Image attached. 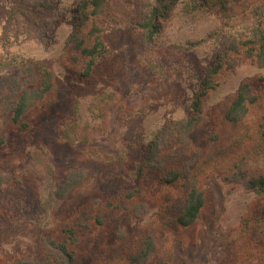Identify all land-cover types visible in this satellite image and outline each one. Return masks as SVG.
<instances>
[{"label": "rangeland", "instance_id": "374dc122", "mask_svg": "<svg viewBox=\"0 0 264 264\" xmlns=\"http://www.w3.org/2000/svg\"><path fill=\"white\" fill-rule=\"evenodd\" d=\"M79 1L56 0L58 19L40 39L38 33L14 37L7 23L13 2L0 0V79L26 82L23 67L43 63L52 71L56 90L49 114L37 120L31 109L22 117L21 123L30 126L26 133L17 130L0 102V177L10 179L0 185V264H55L41 247L43 238H59L62 228L74 225L79 209L108 199L119 208L104 213L102 226L91 221L88 229L74 228L80 236L75 264H130L147 236L155 250L140 264H248L264 251L259 245L264 242V198L246 185L264 174V142L256 132L264 102L249 107L239 125L224 121L223 112L244 83L262 96L256 81L264 78V68L232 57L234 68L221 70L216 88L203 101L201 123L189 135L200 156L181 155L178 162L193 171L200 158L199 164L209 160L208 150L210 158L218 153L220 158L205 174L206 206L191 226L172 223L181 214L184 190L161 185L153 172L145 186L138 168L153 136L183 120L191 108L201 75L222 50L221 33L264 26V0H242L228 14L196 0H179L149 44L133 25L143 16L144 0H106L98 17L106 53L86 77L64 66ZM12 93L3 87L0 98ZM77 169L84 171L83 181L58 199L55 192L65 174ZM137 187L146 189L143 195L124 200ZM258 221L263 222L260 229ZM245 224L252 229L249 235ZM120 232L124 241L118 239Z\"/></svg>", "mask_w": 264, "mask_h": 264}, {"label": "trees", "instance_id": "16d2710c", "mask_svg": "<svg viewBox=\"0 0 264 264\" xmlns=\"http://www.w3.org/2000/svg\"><path fill=\"white\" fill-rule=\"evenodd\" d=\"M179 0H144L143 16L141 20L135 22L134 29L141 32L143 41L151 43L159 35L163 28V22L169 20L173 10ZM201 6L207 9L228 14L233 12L235 5H240L242 0H196ZM13 6L7 14L9 30L13 36L18 38L24 34L29 38L38 33L40 39L49 30L53 29L54 20L58 19V8L56 0H12ZM106 0H80L72 11V33L67 39L66 47L70 53L71 64L68 61L64 66L70 67L72 71H80L82 76L90 74L95 65L103 58L106 53V47L103 39L104 30L99 23L98 17L103 12ZM229 20V18H228ZM228 27V26H227ZM225 40L222 50L215 55L213 61L206 69L199 83L198 90L191 102V108L186 113L183 120L178 123H169L163 131L157 132L147 149L144 152L143 159L138 168V179L141 184L148 186V175L153 172L160 176L157 177L161 185L168 188L179 186L183 191V204L181 214L172 222L181 227L191 226L200 213L205 209L206 198L203 190V179L208 173L212 162H217L220 156L216 154L208 157L203 163L199 164L193 171H187L186 167L181 168L179 159L181 155H191L193 152L200 156L198 149H195L189 135L200 125L203 112V101L207 94L217 86V76L223 69H233L235 58L242 57L259 68H264V26L251 25L250 28H244L233 33H221ZM73 55V56H71ZM232 57H235L232 59ZM25 73L28 76L26 82L20 81L16 77H3L0 79V92L4 88L13 91L8 96H2L0 102L7 107L11 113V120L17 127V130L26 133L30 131V126L21 123L24 117L31 109H36V118L46 116L53 109L56 103V90L52 71L43 63L26 64ZM260 83L261 94H256L252 85L244 83L240 86L234 97L224 109L223 120L232 125L243 124L249 113V107L256 105L262 99L264 102V78L256 81ZM28 85H36L29 89ZM264 105V103H263ZM260 141L264 142V118L256 130ZM216 139V138H214ZM208 138L209 142L214 141ZM242 142V139H240ZM175 146V150H169ZM239 167V166H238ZM240 175H244L239 171ZM83 170L68 171L61 184L56 189L58 199H64L68 193L76 188L84 179ZM241 176L239 179H243ZM0 177V185L5 183ZM239 181V180H237ZM247 188L255 195L264 198V174L250 178L247 182ZM146 191L143 187H137L124 195V200L133 199L137 194ZM97 205L96 213L90 214V211ZM113 208V209H112ZM119 208V204L113 200H105L100 204L99 200L93 201L90 207H82L75 214L74 225L62 228L58 237H46L42 240V248L45 251L48 260L51 259L55 264H75L76 246L80 236L76 235L74 228L83 227L88 229V222L94 221L95 224L102 226L104 218L109 210ZM101 210V211H100ZM82 213H85L82 216ZM82 218V219H81ZM264 220V207L261 210V217ZM77 219H81L77 221ZM259 222V221H258ZM263 222H259L256 227L261 228ZM246 233L252 231L249 225L245 224ZM65 237L60 238L61 236ZM126 236L120 232L118 239L124 241ZM144 249L135 254L130 264H140L150 253L155 250L151 236L146 237ZM259 245L264 247V242L259 241ZM253 255V252H252ZM255 259V260H254ZM254 260V261H253ZM48 263V262H46ZM12 264H33L31 261H17ZM248 264H264V251L258 250L256 254L248 260Z\"/></svg>", "mask_w": 264, "mask_h": 264}]
</instances>
